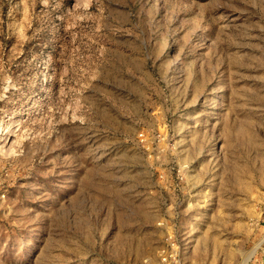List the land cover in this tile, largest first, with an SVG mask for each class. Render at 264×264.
Here are the masks:
<instances>
[{
  "label": "rangeland",
  "instance_id": "obj_1",
  "mask_svg": "<svg viewBox=\"0 0 264 264\" xmlns=\"http://www.w3.org/2000/svg\"><path fill=\"white\" fill-rule=\"evenodd\" d=\"M0 264H264V0H0Z\"/></svg>",
  "mask_w": 264,
  "mask_h": 264
},
{
  "label": "bare ground",
  "instance_id": "obj_2",
  "mask_svg": "<svg viewBox=\"0 0 264 264\" xmlns=\"http://www.w3.org/2000/svg\"><path fill=\"white\" fill-rule=\"evenodd\" d=\"M205 231H206V229L203 232H205ZM209 238H210V236L205 232L204 235L202 236V239H200V243H202L200 245V247L201 246L206 247V244L208 243Z\"/></svg>",
  "mask_w": 264,
  "mask_h": 264
},
{
  "label": "built area",
  "instance_id": "obj_3",
  "mask_svg": "<svg viewBox=\"0 0 264 264\" xmlns=\"http://www.w3.org/2000/svg\"><path fill=\"white\" fill-rule=\"evenodd\" d=\"M182 254V253H181Z\"/></svg>",
  "mask_w": 264,
  "mask_h": 264
}]
</instances>
